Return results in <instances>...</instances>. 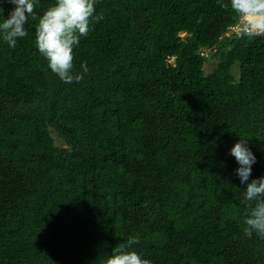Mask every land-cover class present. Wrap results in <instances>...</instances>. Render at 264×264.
Segmentation results:
<instances>
[{
  "label": "trees",
  "instance_id": "obj_1",
  "mask_svg": "<svg viewBox=\"0 0 264 264\" xmlns=\"http://www.w3.org/2000/svg\"><path fill=\"white\" fill-rule=\"evenodd\" d=\"M95 8L80 82L50 70L31 17L14 48L0 36V264H104L129 236L152 264H264L230 153L248 137L264 176V36L237 38L217 0Z\"/></svg>",
  "mask_w": 264,
  "mask_h": 264
},
{
  "label": "clouds",
  "instance_id": "obj_2",
  "mask_svg": "<svg viewBox=\"0 0 264 264\" xmlns=\"http://www.w3.org/2000/svg\"><path fill=\"white\" fill-rule=\"evenodd\" d=\"M14 5L7 18H3L0 5V36L14 48L18 38L27 35L25 25L29 17L37 21L35 26V45L40 55L47 61L50 70L63 82H80L89 69L86 62L80 64V71H74L73 49L81 37H86L94 22L102 20L103 13L96 14V0H54L41 15L37 16V0H7ZM224 9L230 7L237 21V38L264 36V0H229L223 3ZM230 31V30H228ZM239 167L235 170L241 184H246L244 201L246 215L243 228L246 237L256 233L264 238V176L251 179V166L255 156L248 147V137H240L230 149ZM139 243L138 236H129L125 243L114 247L104 264H152L149 259L133 247Z\"/></svg>",
  "mask_w": 264,
  "mask_h": 264
},
{
  "label": "rangeland",
  "instance_id": "obj_3",
  "mask_svg": "<svg viewBox=\"0 0 264 264\" xmlns=\"http://www.w3.org/2000/svg\"><path fill=\"white\" fill-rule=\"evenodd\" d=\"M230 33H231V32H230V31H228V33H227V34H228V36L230 35ZM182 35H183V34H182Z\"/></svg>",
  "mask_w": 264,
  "mask_h": 264
}]
</instances>
